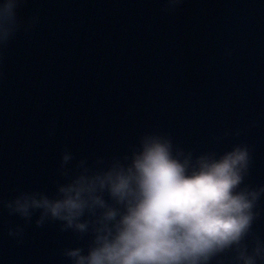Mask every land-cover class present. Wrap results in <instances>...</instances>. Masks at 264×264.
<instances>
[{
  "label": "water",
  "instance_id": "water-1",
  "mask_svg": "<svg viewBox=\"0 0 264 264\" xmlns=\"http://www.w3.org/2000/svg\"><path fill=\"white\" fill-rule=\"evenodd\" d=\"M166 7L26 0L18 9L39 22L0 49V199L54 192L65 147L77 159L110 156L149 131L197 153L247 144L246 183L264 186V0ZM22 223L0 209V264H70L63 250L84 244L34 221L18 242L8 229ZM254 231L264 238V215Z\"/></svg>",
  "mask_w": 264,
  "mask_h": 264
},
{
  "label": "clouds",
  "instance_id": "clouds-1",
  "mask_svg": "<svg viewBox=\"0 0 264 264\" xmlns=\"http://www.w3.org/2000/svg\"><path fill=\"white\" fill-rule=\"evenodd\" d=\"M24 3L0 0V49L39 22L19 16ZM165 3L174 11L182 0ZM252 163L247 144L197 153L149 131L110 156L77 159L65 147L54 192L20 191L0 209L23 221L8 229L18 242L33 221L84 242L63 250L70 264H264V238L254 231L264 186L246 183Z\"/></svg>",
  "mask_w": 264,
  "mask_h": 264
}]
</instances>
